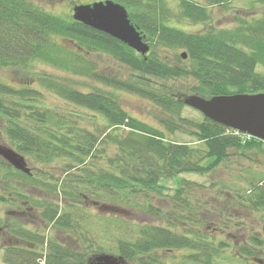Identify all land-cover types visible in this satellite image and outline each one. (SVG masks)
<instances>
[{"label": "trees", "instance_id": "trees-1", "mask_svg": "<svg viewBox=\"0 0 264 264\" xmlns=\"http://www.w3.org/2000/svg\"><path fill=\"white\" fill-rule=\"evenodd\" d=\"M113 1L127 9L130 22L148 43L145 57L103 32L72 17L51 14L30 0H0V71H25L32 73L34 80L19 87L0 79L2 135L7 145L35 168L53 166L64 176L63 180L53 175L47 178L46 171L39 168L45 177L41 178L7 165L4 180L8 187L13 181L60 198V203L35 200L32 204L46 224L72 233L77 232L75 219L85 218L89 223L93 219L87 208L80 206L87 200L94 204L121 203L143 211L144 206L137 200L147 198L149 192L159 193L161 180L209 172L230 157V150L245 156L246 152L254 157L264 156L262 140L247 138L205 117L200 122L183 117L185 105L179 89L166 85L168 81L190 78L194 84L186 92L206 98L264 93V74L257 70H264V10L258 16H237L233 28L219 29L206 25L210 15L205 6L193 0H178L179 21L205 25V29L189 32L168 25L172 11L166 0ZM206 1L217 4L222 0ZM259 3L264 7V0ZM163 50L172 51L173 55L161 56ZM178 50L186 53V59ZM98 55L125 66L131 77L123 79L118 73L102 71L97 64ZM37 64L68 77L34 73ZM69 77L84 78L95 85L81 90L77 86L80 83ZM153 79L161 80L162 85L153 84ZM44 92L59 97L69 107L50 106ZM122 92L151 103L158 111L154 115L156 125L131 116L120 103ZM87 123L93 128H88ZM175 133L192 136L201 146L177 142L172 139ZM183 185L180 182L174 198ZM249 186L243 194H237L239 205L264 213V174ZM74 203L78 204L76 208ZM62 204L68 211L61 212ZM145 211L160 216L157 207L147 205ZM172 215L167 212L164 216L168 226L112 215L113 219L108 220L110 227L99 224L103 227L95 230L85 222L78 231L90 229V234L99 239L111 233L115 236L114 245L112 241H93L88 247L96 245L107 253L114 247L116 256L126 263L154 264L158 259L156 251L181 249L195 251L183 256L185 264H211L222 252L220 247H228L224 242L208 241L206 234L194 227H183V232L174 230ZM100 216L103 213L98 214L99 223ZM8 229L20 235L25 245H7L3 249L5 264H87L91 259L75 245L22 228ZM36 246L44 247V251L38 252ZM235 252L244 259L256 257L257 253H264V238L251 235ZM253 260L261 262L260 258Z\"/></svg>", "mask_w": 264, "mask_h": 264}, {"label": "rangeland", "instance_id": "rangeland-1", "mask_svg": "<svg viewBox=\"0 0 264 264\" xmlns=\"http://www.w3.org/2000/svg\"><path fill=\"white\" fill-rule=\"evenodd\" d=\"M36 6L44 9L45 11L61 16V17H72V8L77 4H86L94 1L100 0H30ZM202 6H205L209 11L210 22L206 25H213L219 29L233 28L236 24L235 18L238 16H258L264 7L259 3V0H223L217 4H210L206 0H193ZM167 7L172 11L170 21L168 25L176 27L181 30L189 32H198L202 30L205 25L202 23H190L188 21H179V1L178 0H166ZM250 13V14H249ZM205 29V28H204ZM178 50L177 53H181ZM161 56L171 57L173 52L161 51ZM97 64L102 71L108 72L110 74L118 73L121 78L126 79L131 77V72L123 65L115 62L111 58L105 55H98L96 57ZM259 72L264 74V70L261 67L257 69ZM32 72H44L48 74H56L61 78H66L68 75L65 73H60L48 66L42 64H37L34 66ZM0 79L13 86L32 84L34 80L32 79V73L25 71L5 69L0 71ZM73 79L80 83L78 86L81 90H87V85H95L94 83L84 79V78H68ZM153 84L162 85L161 80H152ZM194 82L190 79H180L177 81H168L166 85L172 87V89L180 91V98L183 99L186 95H191L192 93L186 92L188 87H191ZM20 87V86H19ZM47 103L52 107L68 108V104L64 103L62 99L53 95L49 92H44ZM206 98V97H205ZM120 103L122 107L133 117L144 121L151 125H156V120L154 115H158V111L155 110L151 103L148 101L137 97L136 95L129 94L127 92H122L119 96ZM182 116L189 120L200 122L203 119V115L185 106L182 111ZM99 123H102L97 119ZM88 128L92 129V125L87 123ZM2 121H0V144L7 145V141L2 135ZM172 139L180 142L186 143L191 147L201 146L200 143L192 136L175 133ZM230 157L222 162L217 168L205 172V173H185L178 175L177 177L170 180H161L159 193L149 192L147 198H140L137 200L138 203L142 204L144 207L143 211L136 208H130L124 204L110 203V202H99L94 205L91 201L87 200L86 204L80 206H85L87 208L86 212L93 217V219L85 220V218L75 219L73 224L77 228V232L72 233L68 230H58L52 226L46 224L42 221L34 209L35 205L32 203L35 200H52L56 203H60L61 199L56 198L52 193L37 189L34 187H21L18 183L9 182L12 187H8V182L4 180L7 169L5 166L8 164L0 157V227L3 229L6 227H15L26 229L32 233L39 236H46L48 238H55L59 242L70 245L77 246L78 250L85 254L86 257L91 258V262L96 256L103 254L117 255L116 248L110 253L104 252L98 248V246L93 245L88 247L93 241H112L114 245V238L111 233L106 234L104 237H93L90 234V229L78 231L80 227L85 226L84 223L87 222V227H94L95 230L97 226H108L110 227L109 219H113L112 215H117L120 217L127 218L131 221L138 223H146L159 226H168V220L164 218L167 212H171L173 215L170 220L173 221L174 230L178 232H183V227L200 229L204 234H206L208 241L213 240L216 243H227L228 247L223 245L220 247L222 252L218 253L213 259L211 264H264V253H257L256 257H249L247 259L238 257L236 255V248L242 244L248 242V238L251 235H258L260 238H264V213L254 212L242 205H239L237 194H243L244 190L249 188L251 182L256 183L260 175L264 174V156L258 155L254 157L251 153L246 152L247 156L243 153L240 155L234 150H230ZM254 160H251L253 159ZM26 160V159H25ZM27 166L30 168L31 174L36 177L45 178L43 174H40L39 168L46 171V177L50 178L53 175L55 179L63 180L64 176L62 172L53 166H43L38 165L37 168L29 161H27ZM10 166V165H8ZM11 167V166H10ZM180 182L184 183L179 196L174 198L176 190L180 186ZM20 192L22 195H18ZM21 202L25 203L24 206ZM107 204L111 206H117L121 208L122 211L114 212L110 210L100 211L98 205ZM75 205H78L74 203ZM147 205H151L154 208L160 210V216H153L145 211ZM29 208L27 211L26 208ZM32 208H34L32 210ZM61 212L64 213L68 211V208L64 204L60 206ZM76 208V207H75ZM103 213L100 216L101 222L99 223L98 214ZM19 214H21L20 219ZM81 214V213H80ZM103 218V219H102ZM107 221V222H106ZM101 224V225H99ZM101 226V227H103ZM78 233L81 238H78ZM0 264H5L3 261L4 248L3 246L7 241H3L0 236ZM38 252L44 251V247L36 246ZM193 253L195 251H192ZM189 250H171V251H156L158 259L154 264H185L183 256L192 253ZM255 258H260L261 263H257L253 260ZM149 259L148 257L145 260ZM183 261V262H182ZM125 263V262H124ZM40 264V263H39ZM125 264H138L136 262H129ZM186 264H203V263H192V261Z\"/></svg>", "mask_w": 264, "mask_h": 264}, {"label": "water", "instance_id": "water-1", "mask_svg": "<svg viewBox=\"0 0 264 264\" xmlns=\"http://www.w3.org/2000/svg\"><path fill=\"white\" fill-rule=\"evenodd\" d=\"M72 11L75 21L119 40L144 57L147 55L149 46L137 27L130 22L122 4L113 0H100L76 5ZM181 57L186 59V53H181ZM182 101L185 106L197 110L210 121L264 141V93H237L209 98L191 94L184 96ZM0 157L15 170L31 174L25 158L10 146L0 144ZM98 208L100 211H120L104 204ZM89 264H121V259L103 254L96 256Z\"/></svg>", "mask_w": 264, "mask_h": 264}, {"label": "flooded vegetation", "instance_id": "flooded-vegetation-1", "mask_svg": "<svg viewBox=\"0 0 264 264\" xmlns=\"http://www.w3.org/2000/svg\"><path fill=\"white\" fill-rule=\"evenodd\" d=\"M21 204L22 205H24V206H27V205H25V203H23V202H21ZM29 208H31V207H27L26 208V210L28 211L29 210ZM34 208H32V210H33ZM34 211H35V209H34ZM20 217H21V214H19V219H20ZM0 236L2 237V240L4 241H7V243L3 246V248H5L7 245H9V244H13V245H25V244H22L23 242H22V238H21V236L20 235H18V234H15L14 232L13 233H10V231H9V229H8V227H4L3 229L0 227ZM1 242V241H0ZM120 258V257H119ZM121 259V258H120ZM89 263V262H88ZM87 263V264H88ZM126 263V262H125ZM124 263V261L121 259V264H125Z\"/></svg>", "mask_w": 264, "mask_h": 264}]
</instances>
